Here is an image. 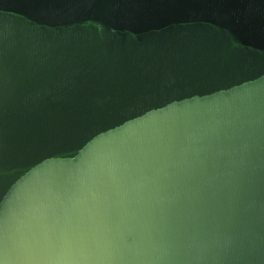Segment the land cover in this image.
I'll return each instance as SVG.
<instances>
[{
  "label": "water",
  "instance_id": "1",
  "mask_svg": "<svg viewBox=\"0 0 264 264\" xmlns=\"http://www.w3.org/2000/svg\"><path fill=\"white\" fill-rule=\"evenodd\" d=\"M4 237L0 264H264V0H0Z\"/></svg>",
  "mask_w": 264,
  "mask_h": 264
},
{
  "label": "snow or ice",
  "instance_id": "2",
  "mask_svg": "<svg viewBox=\"0 0 264 264\" xmlns=\"http://www.w3.org/2000/svg\"><path fill=\"white\" fill-rule=\"evenodd\" d=\"M99 170H100V173L104 176H111L113 172L111 164L107 161L101 162V164L99 165ZM85 191L87 192L88 195L94 194L88 189H85ZM6 240H7L6 237H4L3 239H0V243L6 242Z\"/></svg>",
  "mask_w": 264,
  "mask_h": 264
}]
</instances>
